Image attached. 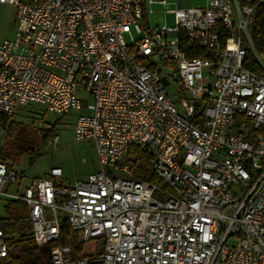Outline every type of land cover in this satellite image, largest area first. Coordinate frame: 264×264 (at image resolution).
Instances as JSON below:
<instances>
[{
  "label": "built area",
  "instance_id": "obj_1",
  "mask_svg": "<svg viewBox=\"0 0 264 264\" xmlns=\"http://www.w3.org/2000/svg\"><path fill=\"white\" fill-rule=\"evenodd\" d=\"M166 1L0 0L17 15L15 37L0 40V114L84 107L73 139H91L100 164L66 186L50 166L10 192L17 174L0 158V196L25 203L36 244L58 239L63 218L78 241H103L74 258L68 239L49 264H264V52L249 33L264 0H175L174 24L153 25L148 6ZM132 145L161 183L135 176Z\"/></svg>",
  "mask_w": 264,
  "mask_h": 264
},
{
  "label": "rangeland",
  "instance_id": "obj_2",
  "mask_svg": "<svg viewBox=\"0 0 264 264\" xmlns=\"http://www.w3.org/2000/svg\"><path fill=\"white\" fill-rule=\"evenodd\" d=\"M204 0H184V7L203 8ZM175 0H167L165 4L156 3L148 6L149 18L153 25L164 23L174 24ZM16 7L10 3H0V40L14 38L16 34ZM127 42L130 41L127 34L124 35ZM79 95L84 103H91L89 95L79 85ZM87 110L71 109L65 113L51 111L45 104L28 101L21 105L14 117L11 134L9 132L5 145L11 142H19L35 150L32 153L25 151L14 162H7L16 172V181L8 188V191H21L30 181L45 173L50 166L58 165L63 171L62 185H70L75 179H83L88 173L100 169L93 143L91 139H73V129L76 117ZM48 124L53 125V132L59 136L58 142L46 147L41 138L42 129ZM7 129L0 127V149L6 137ZM9 199L0 196V216L4 213V206ZM34 238V237H33ZM77 239V238H76ZM36 240V238H34Z\"/></svg>",
  "mask_w": 264,
  "mask_h": 264
},
{
  "label": "trees",
  "instance_id": "obj_3",
  "mask_svg": "<svg viewBox=\"0 0 264 264\" xmlns=\"http://www.w3.org/2000/svg\"><path fill=\"white\" fill-rule=\"evenodd\" d=\"M252 3L254 5V12L249 33L255 49L258 52H264V4L255 1H252ZM180 45L184 50H188V46L190 45L183 34L180 37ZM187 54L189 56L197 55L190 52H187ZM244 66L259 71V67L250 49H246ZM0 127L7 129L5 141L0 149V158L3 161L5 160L10 164V162L16 161L18 156L25 151H30L33 154V159L36 152L32 147L14 141H10V143L5 145L6 139L10 136L8 134L9 132L11 134L15 125L12 121L7 123V117L1 114ZM51 130L41 132V138L45 140L52 133ZM127 159L134 165L136 177L150 182L161 183V180L151 169L150 155L146 149L138 145H132ZM26 216L25 203L14 199L7 201L4 206V213L0 216V225L5 233L9 250V264H49L50 253L59 246L68 243V239L74 258L96 254L102 247L103 241L101 239L78 241L75 231L67 224L64 218L60 222V235L58 239L45 244H36L32 236L30 222Z\"/></svg>",
  "mask_w": 264,
  "mask_h": 264
},
{
  "label": "crops",
  "instance_id": "obj_4",
  "mask_svg": "<svg viewBox=\"0 0 264 264\" xmlns=\"http://www.w3.org/2000/svg\"><path fill=\"white\" fill-rule=\"evenodd\" d=\"M52 166H58V165H52ZM42 175V174H41ZM37 177V176H36Z\"/></svg>",
  "mask_w": 264,
  "mask_h": 264
}]
</instances>
